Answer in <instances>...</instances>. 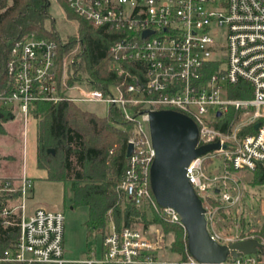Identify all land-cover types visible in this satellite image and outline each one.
<instances>
[{
    "label": "built area",
    "instance_id": "2783aa9c",
    "mask_svg": "<svg viewBox=\"0 0 264 264\" xmlns=\"http://www.w3.org/2000/svg\"><path fill=\"white\" fill-rule=\"evenodd\" d=\"M68 7L93 29L114 36L104 60L116 76L106 91L88 81L68 84L75 52L57 63L55 41L33 35L14 43L6 62L8 90L0 106L28 115L35 102L103 103L117 106L135 124L130 167L119 189L137 206L157 208L148 189L155 157L149 136V112L172 110L196 125V147L218 142L220 148L193 159L186 178L205 209L208 234L220 245L254 239L236 228L219 233L218 212L238 204L235 174L264 164V0H67ZM148 33L147 35H144ZM58 71L59 74H58ZM72 75L73 72H70ZM244 84L237 89H229ZM233 92L244 98H231ZM230 110L237 121L222 129ZM219 114V116H217ZM257 126V128H255ZM0 183V196L19 193L15 204L0 202L4 227L16 225L18 239L0 255V264H203L158 257L157 243L142 230L112 225L100 250L79 260L64 258V213L36 208L24 214L32 182ZM10 201L9 198L6 199ZM212 201L219 203L214 207ZM171 223H180L171 208H160ZM14 216L18 217L17 219ZM182 226V225H181ZM264 245V240L258 241ZM219 264H264V251L228 256Z\"/></svg>",
    "mask_w": 264,
    "mask_h": 264
},
{
    "label": "trees",
    "instance_id": "16d2710c",
    "mask_svg": "<svg viewBox=\"0 0 264 264\" xmlns=\"http://www.w3.org/2000/svg\"><path fill=\"white\" fill-rule=\"evenodd\" d=\"M56 3L67 20L77 26L76 36L67 37L66 43L49 13V0H0V95L8 90L6 62L10 50L15 42L30 35L57 43L59 66L63 56L76 50L75 61L68 67V84L88 81L92 87L106 91L109 85L116 83L114 72L104 60L115 35L90 27L68 7L67 0H56ZM242 86L245 85L229 89ZM229 97L244 98L245 95L231 91ZM12 114L6 105L0 107V124L12 119ZM28 114L36 120V167L46 173L47 180L69 185L72 208H87V238L93 233L103 237L109 222L116 229L155 225L171 236L170 251L185 259L188 252L183 227L166 220L158 206L156 209L137 206L118 187L130 167L128 141L139 139V135L135 132V124L127 121L117 106L110 105L106 116L99 117L69 101L35 102ZM236 115L230 110L221 128L225 129ZM253 172V185L264 187V167L260 165ZM148 189L155 202L149 184ZM8 198L15 202L20 194ZM3 201L5 199H0ZM212 205L217 207L219 203L212 201ZM222 213V210L218 212ZM253 234L255 240H264V220ZM18 236L16 225L4 227L0 220V255L13 248Z\"/></svg>",
    "mask_w": 264,
    "mask_h": 264
},
{
    "label": "rangeland",
    "instance_id": "374dc122",
    "mask_svg": "<svg viewBox=\"0 0 264 264\" xmlns=\"http://www.w3.org/2000/svg\"><path fill=\"white\" fill-rule=\"evenodd\" d=\"M49 3V13L54 19L55 28L62 41L66 43L67 37L76 36L77 26L74 22L67 20L56 0H49ZM76 105L83 111L99 117L106 116L109 108L103 103H77ZM11 111L13 118L0 124L2 129L0 133V183L10 180L13 186L17 187L23 178L31 180L32 188L24 200L25 215L31 214L38 207L46 210H62L65 217L63 249L66 260L83 259L90 250H96L97 253L100 250L102 237L98 233H93L87 238L85 226L87 208H72L69 185L47 180L46 173L36 167V120L29 114L25 116L15 110ZM236 121L237 117L229 123ZM262 166L264 167V164ZM253 174L254 172L242 170L234 175L238 185V191L235 193L241 195V200L238 204L222 210L223 213L218 215L216 228L219 233H235L237 228L239 232L254 236L253 232L262 225L264 187L253 185ZM8 197L7 193L0 196V199H5L3 204H15L12 200L7 202ZM64 200L65 207L63 206ZM112 225V222H109L106 230ZM134 229L142 230L149 239L157 243L158 257L179 259L170 251L171 236L165 235L158 226L150 225L143 228L141 225H136Z\"/></svg>",
    "mask_w": 264,
    "mask_h": 264
},
{
    "label": "water",
    "instance_id": "95a60500",
    "mask_svg": "<svg viewBox=\"0 0 264 264\" xmlns=\"http://www.w3.org/2000/svg\"><path fill=\"white\" fill-rule=\"evenodd\" d=\"M148 116L149 136L155 151L149 168L150 190L158 207L171 208L178 214L188 254L203 264H219L228 256L264 251V245L255 239L220 245L208 234L205 209L186 178V168L193 159L219 149V143L196 147L197 127L182 113L160 110L149 112ZM132 150V144H128L127 157ZM48 151L53 153L52 149Z\"/></svg>",
    "mask_w": 264,
    "mask_h": 264
}]
</instances>
